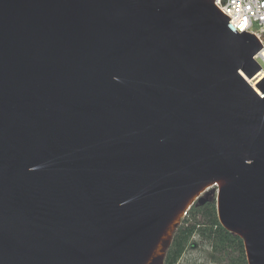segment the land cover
Masks as SVG:
<instances>
[{
  "label": "water",
  "instance_id": "water-1",
  "mask_svg": "<svg viewBox=\"0 0 264 264\" xmlns=\"http://www.w3.org/2000/svg\"><path fill=\"white\" fill-rule=\"evenodd\" d=\"M214 2L0 0V264H164L213 188L264 264L263 47Z\"/></svg>",
  "mask_w": 264,
  "mask_h": 264
},
{
  "label": "trees",
  "instance_id": "trees-1",
  "mask_svg": "<svg viewBox=\"0 0 264 264\" xmlns=\"http://www.w3.org/2000/svg\"><path fill=\"white\" fill-rule=\"evenodd\" d=\"M187 215L199 216L202 222L186 220L174 234L172 244L168 250L165 263L176 264L182 257L191 238L198 233L202 240L212 242V247L218 254L228 253L230 264H248L243 240L222 227L217 215L216 203L191 208Z\"/></svg>",
  "mask_w": 264,
  "mask_h": 264
},
{
  "label": "built area",
  "instance_id": "built-area-1",
  "mask_svg": "<svg viewBox=\"0 0 264 264\" xmlns=\"http://www.w3.org/2000/svg\"><path fill=\"white\" fill-rule=\"evenodd\" d=\"M215 5L230 18V25L238 32L255 35L262 49L255 60L262 68L255 77L258 83L264 78V0H215ZM261 97L264 95L260 92Z\"/></svg>",
  "mask_w": 264,
  "mask_h": 264
},
{
  "label": "rangeland",
  "instance_id": "rangeland-1",
  "mask_svg": "<svg viewBox=\"0 0 264 264\" xmlns=\"http://www.w3.org/2000/svg\"><path fill=\"white\" fill-rule=\"evenodd\" d=\"M214 193L209 195L206 198V202L216 203L217 189L213 188ZM205 203L204 205H206ZM200 204H195L193 207L198 209L201 206ZM189 211H192L191 209ZM188 211V212H189ZM196 219L198 222H202V219L197 216L196 218L193 215H186L182 220L179 226H181L186 220L190 222H195ZM212 242H206L201 239L198 233H196L190 240L186 251L183 253V256L178 264H230V258L228 253L218 254L212 247Z\"/></svg>",
  "mask_w": 264,
  "mask_h": 264
},
{
  "label": "bare ground",
  "instance_id": "bare-ground-1",
  "mask_svg": "<svg viewBox=\"0 0 264 264\" xmlns=\"http://www.w3.org/2000/svg\"><path fill=\"white\" fill-rule=\"evenodd\" d=\"M249 82L254 86V88L256 89V91L259 92V90L256 88V82H255V80H250Z\"/></svg>",
  "mask_w": 264,
  "mask_h": 264
},
{
  "label": "flooded vegetation",
  "instance_id": "flooded-vegetation-1",
  "mask_svg": "<svg viewBox=\"0 0 264 264\" xmlns=\"http://www.w3.org/2000/svg\"><path fill=\"white\" fill-rule=\"evenodd\" d=\"M207 198V197H206ZM206 203H208V202H206ZM187 249V248H186ZM186 251V250H185ZM184 251V252H185ZM168 253V252H167ZM167 256V255H166ZM183 256V255H182ZM182 258V257H181ZM181 258L179 259V261L176 263V264H178L179 262H180V260H181ZM164 264H166V263H164Z\"/></svg>",
  "mask_w": 264,
  "mask_h": 264
}]
</instances>
